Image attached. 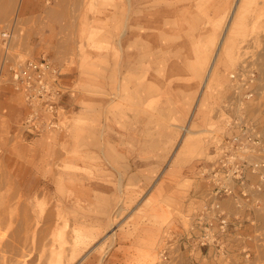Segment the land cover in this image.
I'll list each match as a JSON object with an SVG mask.
<instances>
[{
    "label": "rangeland",
    "instance_id": "obj_1",
    "mask_svg": "<svg viewBox=\"0 0 264 264\" xmlns=\"http://www.w3.org/2000/svg\"><path fill=\"white\" fill-rule=\"evenodd\" d=\"M11 25L0 94L4 61L40 56L73 77L84 101L63 131L82 135L81 168L42 186L34 154L21 178L0 166V264H97L116 232L162 226L151 193L180 162H214L228 119L257 123L264 141V0H0V34ZM256 194L262 227L236 249L242 264H264V184Z\"/></svg>",
    "mask_w": 264,
    "mask_h": 264
},
{
    "label": "crops",
    "instance_id": "obj_2",
    "mask_svg": "<svg viewBox=\"0 0 264 264\" xmlns=\"http://www.w3.org/2000/svg\"><path fill=\"white\" fill-rule=\"evenodd\" d=\"M41 58L39 56L29 60L37 61ZM5 75L8 86L0 94V166L3 174L23 177L22 161L25 160V153H31L35 155L37 183L53 186L57 177L63 178L62 173L58 174L62 165L73 171L81 168L71 157L77 150L72 147L71 141L73 137L82 138V135L78 134L79 130L41 137H32L24 132L22 123L27 110L21 93L14 90L7 72ZM61 82L66 90L62 108L68 120L74 115V107L82 104L84 97L74 91L76 82L73 77L62 75ZM83 149L81 146V152ZM210 164L205 166L195 161L180 162L176 167L168 168L150 195L153 209L148 217L159 219L162 226L131 227L122 234L116 232L112 247L97 264H242L235 260L234 256L239 254L235 251L243 244H248L251 233L262 227L256 223L257 202L261 196L250 193L240 206L233 199L222 197L219 203L230 217L229 237L226 235L223 238L224 247L220 250L199 246L194 238L197 235L198 216L205 202L213 200L212 187L206 177L203 178ZM68 177L66 172L65 180ZM248 179L250 184L255 181L253 176ZM16 183L19 185L21 181L17 180ZM48 193L52 198L58 196L51 187L49 192L40 188L38 196L42 198ZM50 216H54L53 210L45 213V217ZM209 220L212 231L216 232L217 222L211 218Z\"/></svg>",
    "mask_w": 264,
    "mask_h": 264
},
{
    "label": "built area",
    "instance_id": "obj_3",
    "mask_svg": "<svg viewBox=\"0 0 264 264\" xmlns=\"http://www.w3.org/2000/svg\"><path fill=\"white\" fill-rule=\"evenodd\" d=\"M13 33L14 25H11L0 34V46L5 56ZM4 63L8 64V79L14 90L21 93L27 110L22 123L24 132L32 137L62 132L66 116L62 99L66 90L59 66L47 58ZM231 78L237 79L235 75ZM253 82L251 77L245 83L249 87ZM226 127L216 144V159L205 173L207 183L212 187L213 200L203 205L194 237L199 246L217 250L224 247L223 238L230 225V217L219 200L228 197L240 206L243 199L250 193H258L264 184V141L259 126L243 116H236L227 120ZM249 176L254 177V183H249ZM210 218L217 222L216 232L212 231Z\"/></svg>",
    "mask_w": 264,
    "mask_h": 264
},
{
    "label": "bare ground",
    "instance_id": "obj_4",
    "mask_svg": "<svg viewBox=\"0 0 264 264\" xmlns=\"http://www.w3.org/2000/svg\"><path fill=\"white\" fill-rule=\"evenodd\" d=\"M240 2L241 1H245V0H239ZM176 2V1H175ZM253 2V1H252ZM236 5V4H235ZM237 6H238V4L235 6V10L232 8V10H233V13H236L237 14V12H236V9H237ZM247 6H248V4H247ZM239 7V6H238ZM242 8V7H241ZM244 9H245V7H244ZM125 11V10H124ZM231 14V13H230ZM235 15V14H234ZM240 16V15H239ZM242 16H243V14H242ZM239 18H241V17H239ZM239 18H237V15H236V21L232 24L233 26H232V29H235V25H237V22H239ZM233 19V18H232ZM121 20V19H120ZM125 20V19H124ZM126 21H127V19H126ZM242 22V21H241ZM126 25V24H125ZM131 27V26H130ZM223 38V37H222ZM222 40V39H221ZM221 45H222V42L220 43ZM227 48V47H226ZM217 55V54H216ZM232 55V54H231ZM213 60V59H212ZM213 63H214V60H213ZM213 63H212V65H211V67L213 66ZM211 64V63H210ZM256 64V63H255ZM210 72H211V68L208 70V72H207V74L209 75L210 74ZM208 75H207V77H208ZM253 84H255V82H253ZM253 84H251L250 86H249V88L250 87H253ZM202 91V90H201ZM186 131V130H185ZM192 135V134H191ZM203 174V173H202ZM196 201V200H195ZM188 202V201H187ZM257 204H258V202H257ZM73 233V232H72ZM75 241V240H74Z\"/></svg>",
    "mask_w": 264,
    "mask_h": 264
}]
</instances>
